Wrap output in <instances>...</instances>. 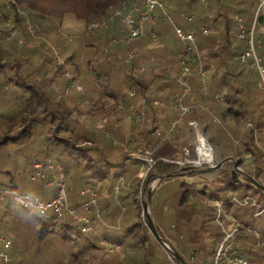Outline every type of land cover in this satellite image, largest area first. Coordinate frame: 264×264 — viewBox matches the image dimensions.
<instances>
[{
	"label": "trees",
	"instance_id": "16d2710c",
	"mask_svg": "<svg viewBox=\"0 0 264 264\" xmlns=\"http://www.w3.org/2000/svg\"><path fill=\"white\" fill-rule=\"evenodd\" d=\"M230 2H233L231 6ZM259 4L260 0H168L167 12L177 13L182 18L192 12L193 19L198 16L196 42L204 68L210 76L206 92L201 90V80L191 78L192 92L186 98L191 109L186 115L192 116L185 120V127L195 131L189 121L196 120L200 134L213 148L215 161L228 157L233 160L224 161L216 169L215 177L205 180L200 187L195 182H189L192 191L186 188L185 182H181V188L175 193L169 190L162 193L163 181L169 185L183 176L179 173L180 165L166 158L175 160L187 144L182 136L183 128H177V125L168 139L162 140L155 134L159 121L170 120L169 116L163 115L168 106L161 109L155 104L160 96H150L152 82L162 74L157 73L148 80L146 75H139L141 71L137 70L136 63L155 68L153 56L157 53V56H164L172 51L165 40L168 31L175 33L173 24L167 19H159L152 29L130 37L120 17H116L104 32L97 28L93 35L89 32L90 24L111 17L124 5L125 12L136 5L142 7V2L0 0V167L4 165L2 152L11 145L19 144L21 150L26 151L24 157L19 158L23 159L25 171L39 161L44 165L55 163L64 171V176L66 173L67 177L78 181L80 188H87L98 180L110 178L117 168H121V175L115 181L116 193L122 189L132 190L135 181L133 211L127 210L123 203L119 204L122 213L118 223L120 227L121 222L125 226L123 240L119 242H110L99 229L89 228L91 221L86 223L69 215L59 216L53 210L41 214L23 204L13 205V199L7 198L6 203L13 206V212L10 214L0 209L2 215H11L9 220L1 221L0 230L11 242L9 253L13 264H236L237 260L246 264H264V75L261 73V70L264 71V34L257 24L253 43L261 70L254 65L255 57L251 53L243 58L250 49L249 32ZM244 15L247 16V24L243 22ZM65 18L82 21L88 27L71 46L59 40L57 26ZM257 18L264 26V8L258 12ZM239 24H242L240 30ZM204 28L208 29L207 34L203 33ZM191 29L185 28L186 31ZM151 30L160 35L159 39H153ZM14 31L15 36L11 38ZM49 31L56 33L51 37L52 45L60 48L63 62L55 61L44 39L35 42V38L49 34ZM114 36L128 38V42L108 43ZM151 40L159 44L151 48ZM184 49L177 51L178 61L174 71L169 73V77L164 75L165 85H169L171 80L173 83L175 76L180 74L179 54ZM122 53H133L132 58L127 59L133 64L123 71L127 76L123 82H130L136 87L137 94L148 101V109L144 117L131 115L133 126L131 130L122 132L119 144L102 130L85 126L79 119L83 113L81 106L75 104L69 107L54 84L65 88L83 74L82 79L94 81L96 87L93 86L84 95L87 98L91 94L103 96L97 89V76L105 75L106 85L117 83V56ZM96 62L98 65L93 67ZM90 66L97 76L89 72ZM67 67L71 69L72 76L58 79L63 72H67ZM159 67L165 71V65ZM192 69L197 71L195 63ZM228 79L234 80L236 86L230 85ZM220 95L223 99L219 98ZM101 98L90 106L91 115L105 111V108L98 109L99 105L107 102L103 103ZM166 98L168 95L160 100L163 99L164 103ZM236 106L239 109L234 110ZM217 109H221L220 117L226 127L218 123L221 121L218 117L214 119ZM117 112L120 113L119 110ZM186 115L180 119L184 120ZM172 124L170 120L166 127ZM192 146H189L190 149ZM148 148L156 160L152 166L140 155H135ZM9 150L14 153V147ZM192 155L195 156L193 149ZM236 160H239V167L248 161L252 165L250 171L236 168ZM133 162L141 163L142 167H132ZM193 168L189 169L190 172L197 171ZM144 169L148 174L146 178H141L139 174ZM18 173H9L11 176L6 181L0 180V189L4 187L12 194L24 196L28 195L25 189L34 188L40 193L38 198L44 200L55 195L54 191L49 197L45 191V177L32 180L31 172L30 178L23 183V190L16 193L14 189H19L15 182ZM128 174L135 177L131 178ZM168 174L172 176L161 178ZM148 178H160L150 201L148 187L144 185ZM122 182L127 185H122ZM207 189L212 193L210 202L202 196ZM170 193L171 207H166ZM2 197L0 203L4 201ZM147 203L151 205L152 213L149 215L160 238L152 233L148 225ZM107 207L105 205L97 214L105 213L113 221L117 210L115 208L110 213ZM233 219L238 223H232ZM111 245L119 249L122 247L121 252L111 254ZM227 248L228 254L221 256V251ZM0 264L3 263L0 261Z\"/></svg>",
	"mask_w": 264,
	"mask_h": 264
},
{
	"label": "rangeland",
	"instance_id": "374dc122",
	"mask_svg": "<svg viewBox=\"0 0 264 264\" xmlns=\"http://www.w3.org/2000/svg\"><path fill=\"white\" fill-rule=\"evenodd\" d=\"M167 3H168V0H167ZM230 3H231L230 4V6H231L233 4V2H230ZM258 8H259V6H258ZM263 8H260L259 10L257 9L258 11H256V13L259 12L260 10H262ZM209 12L212 14L211 11H209ZM192 14H194V12L189 14V16ZM168 15H169L170 19L165 18V20L167 19L166 20L167 22L170 21L169 23H171V24H172V22H174L176 25L181 27L184 31H186L185 28L191 27L192 28L191 30L196 33L195 29L198 28L197 27L198 26V19H199L198 16L195 19H189L185 16H183V18H182L179 14L169 13V11H168ZM198 15H199V13H198ZM242 18H243V22L246 23L247 22V16L244 15ZM106 19H108V18H106ZM106 19H103V20H106ZM103 20H101V21H103ZM101 21L94 22V23L90 24L89 25V29H90L89 32L92 33L93 35H95V31H97V30L104 32L105 29H107V27L111 23L110 22L107 25V27L101 26V27H98V29H97L94 24L99 23ZM57 22L58 21H56L55 24H57ZM163 24H165V23H163ZM166 25H168V23H166ZM239 27H242V24L238 25V29H239ZM57 28L59 31V33L57 32L59 34V40L62 44H64V45L67 44L66 46H71L73 43H75L76 39L79 38L81 33H83L84 31H86L88 29V27H86L82 21H78L76 19L73 20L71 18H68V19L65 18L63 20V22H61L60 25L57 26ZM94 29H97V30H94ZM191 30H188V31H191ZM51 31H49L50 32L49 34H47V33L42 34L44 37L38 36L37 38H35V42L39 43L38 42L39 40L44 39L45 42L47 43V47L52 50V54L55 58V61L56 62H63V58L60 55V53H61L60 48L54 47L52 45V44H54V42H53V39L51 37L54 34L56 35V33L51 32ZM14 36H15V31L11 35V38ZM113 39L121 41V40H124V37L114 36L111 39H109L108 43L111 44V41ZM197 39H199L198 36H197ZM20 41H22V38L20 39ZM90 42H92V41H90ZM165 42L167 43V45L170 47V49L172 51L169 53H165L164 56L163 55L157 56L158 53L156 55H154L153 56V60H154L153 62L156 65L155 68H153L152 66L149 67V65H147V64L141 65L140 63H136V66H137V70H139V72L141 71L139 73V75H146V78L148 80L153 79L157 73L162 74V77H156L154 79V81L152 82V85H151L152 88L150 89V96L155 97L158 95L161 98L164 95L165 96L168 95V99L166 98V101L164 100L165 102L163 105H161V109H164L163 106H165V108H166V106H168L165 113L167 116H169V119L171 120V122L175 123V127L177 125V128H180V127H181V129L183 128L182 129L183 130L182 136L185 139V142L187 144V145H184L182 147L181 154H179L178 157L175 159V160L180 159V158L184 159V160H181L180 167L186 168V169L179 171V173H183V176L181 175V177L178 178V180H176V181L174 180V181L170 182L171 184H169V185H167V183H168L167 181H163L162 183H163L164 189H162V193H166V191H168V190L171 191L172 193H175V191H177L178 189L181 188V182H185L186 188L189 191H192L191 188L189 187L188 183L189 182H195L198 185V187H200L201 184L205 182V180L210 181L212 178L215 177V171H216V169H218V168H215V165L218 162L215 161V157H214V160L209 163L206 160H203L202 157L198 156L197 150H198V147L201 146L200 138L203 136L202 134H200V132L198 130V123H197V127L194 126L195 131L185 127V125H186L185 120L191 118L190 116H192V115H188V116L186 115L184 120L180 119L182 116V113H181L180 109H178L175 106V99L177 98V96L179 94V86L177 85V82H176V78L179 74L177 76H175V78H174L175 80L173 83H172V80L170 81L169 85L168 84L165 85L163 83V80L165 82V76L169 77V73L174 71V67H177V65L175 63L176 60L178 61V52L177 51L185 48V44L176 36L175 33H171L170 31H168V33L166 35ZM25 43H23V44H25ZM94 43H96V41H94ZM26 44H29V43H26ZM158 44H159L158 42H153L152 40L150 42L151 48L158 45ZM107 46H112V45L108 44ZM97 51L99 53L101 52L100 49H97ZM132 54L133 53H126L124 55V53H122L121 55L117 56V83L112 82L110 85H106L105 75L101 74V75L97 76V72H94L91 70L92 66H90V69L88 68L89 72L92 75L97 76V79L99 80L97 89L99 90V93H103V96H97L98 94H94V96H93V94H91V97L87 98L84 95L87 93V90H88V92H90L91 90H89V89H93L95 86H94V81H91V80L84 81V79H82L83 74H82L81 78L73 79L71 84L67 85V87L65 85V88H62V86L60 88L59 85L54 84V86H55L54 88L59 91L60 96H64L65 101L67 102L69 107H73L75 104H79L81 106L83 113L80 114L79 119L81 122L84 123L85 126L91 128V129L96 128L98 130H102L104 132V134H107L108 136L109 135L112 136L115 139V141L119 144L122 142V141L120 142L118 139V138L122 137V132L127 131V130L128 131L131 130L130 128L133 126V123L131 122L133 120V117L131 115H134L135 117H142V116L144 117V115L146 114V111H142L143 115H139L138 114L139 112L136 114L132 112V107H131L132 105L134 106L133 109H136V107H137V109L142 108L141 103H142V100L144 97L141 98V96H140L141 94H137L136 87L135 86L133 87L130 82H128V83L123 82V78L127 77L126 73L123 71H126L125 69L130 68L133 64V62H129V63L127 62V59L132 58ZM180 56L181 55L179 54V59H180ZM199 57H200V60L196 56L195 60L191 59L192 62H188V66L191 69V73L189 74V77H188L190 84H191V92H192V82H191L192 77H195L198 80H201L203 82L202 87H201L202 91L206 92L208 89V86H209L208 85V82L210 79L209 71L204 68V65H203L204 63H203V60L201 58V55H199ZM180 61H181V59H180ZM147 63H149V62H147ZM194 63H195V67L197 68V71L192 69V67L194 66ZM97 65H98V63L96 62L93 64V67L97 66ZM160 65H165V69H164L165 71L164 72L159 67ZM184 65H185L184 63L183 64L181 63L180 68L182 69V67ZM200 65H202V68L204 69V71H206V74H207L206 77H204L201 73H199L200 72ZM26 66L31 67V68L33 67V65H26ZM221 69L224 70L223 66L221 67ZM73 75H75V73ZM71 76H72L71 69L69 67H67V72H63V74H61L58 79H62L63 77L68 79ZM78 77H80V75ZM97 79L95 78V81ZM228 82L230 85L236 86V82L234 80L228 79ZM162 94H164V95H162ZM80 95L83 97L82 99H81ZM222 97H223V95H220L219 98L223 99ZM99 98H101V101L103 103L107 101L106 104H101V105H99V108H98V109L105 108V109H103L105 111L95 112V113H92V115H91L89 113L90 106H93V104L95 103L94 101L98 100ZM173 99H174V102H173ZM82 100H84V101H82ZM167 100H168L169 104L167 103ZM132 101H134V103H132ZM186 104L189 107V111H190L191 106L187 103V101H186ZM116 105H117V109L115 108ZM170 105H171V107H169ZM147 109H148V101H147L146 110ZM237 109H239V108H237V106H236L234 108V110H237ZM117 110H119L120 113L117 112ZM220 115H221V109L220 110L217 109L214 111L213 117H214V119H215V117H218L221 120V121H219L217 119V121H219L218 123H222L223 126L226 127V124L223 123L224 120L222 117H220ZM170 120L162 122L163 123V130L165 131L161 135L162 140L168 139L174 132L173 131L169 134L166 133L170 128V126H169V128L166 127V123H169ZM159 122H161V121H159ZM112 132H114V134H112ZM199 134H200V136H199ZM152 145L153 144L151 143L150 146H152ZM189 146H192L191 149ZM12 147H14V153L13 154L9 150V148H12ZM192 149L195 152V156L192 155ZM201 150H202V147L200 148V151ZM212 151H213V148H212ZM150 152H152V151H150L148 148V149H145L142 152V154L139 153V151H138V154L136 153L135 155H137V156L140 155L141 158H144L148 162L151 163L152 162V160H151L152 156H151ZM2 154H3L2 158L4 160V165L2 167H0V180L6 181L7 177L9 175L11 176V174H9V173H14L15 171H19V173L17 174V178H16L17 181H15V182H17L18 187H19V189L18 188L14 189L16 193H19V191L23 190L22 189L23 183H24L25 179L30 178V172L32 174L31 175L32 180L38 179V176L35 177V179H33V176L37 172L36 167L37 166L41 167V165H42L41 161L37 162V163H39L38 165H33L32 168L26 169V171H25L23 159L19 160V158H23L24 155L26 154V151L21 150L19 144L18 145L16 144L13 146L11 145L10 147L6 148L2 152ZM149 154H150V156H149ZM213 155H214V151H213ZM203 157L207 158L205 156H203ZM152 158L154 159V157H152ZM186 158H189L188 160H195V163H196V161H197V163L198 162L199 163L189 165L187 163L188 161H186ZM166 160L167 161H175V160H171V159H167V158H166ZM37 163H35V164H37ZM48 163L46 165L43 164L42 167L40 168V170L42 169V171L44 173V177L46 179L45 191L53 194L54 191L56 192V190H57V183L59 180L58 178H59L60 174H62L64 171L62 172L61 171L62 169H60L59 166H57V164H55V163L52 164L53 167L50 168L49 165L51 163L50 164H48ZM139 166L142 167V164L136 163V162H133V164H132V167H135L136 169H139ZM192 166H194L195 168H193V169L197 170V171L190 172L189 169ZM250 166L252 167L251 164H248V161H245L244 165H242L241 167L238 166V169L250 171L249 170ZM187 167H189V168H187ZM28 170H30V172ZM121 171H122L121 168L120 169L117 168L112 173L110 178L105 179V180L103 179L100 181L98 180L94 185L87 187V188H90L97 193V205H91L90 210L79 209L80 205H82L84 203V201L89 200V198H90L89 194L88 195H82L81 194L82 190L84 189L83 187H85V186L80 188L78 181L75 178L70 179L69 177H67L68 175L65 173V175H66L65 178L67 181L66 190H67V197L69 200V206L74 207V208H78L79 214H88L89 219L91 221L90 222L91 225L89 228L99 229V232L103 233L104 237L107 238V240H109L110 242L122 241L123 236H124V234H123L124 228H125V226L123 225L124 223L121 222L122 228L119 226V223H118L119 218L121 217L120 215L122 213L119 210V208H120L119 204L123 203L127 210H129L131 212L133 211V194H134L133 188H134L135 181L132 183V190L122 189V190H119L118 193H116L117 184L115 181H116V178H118L121 175ZM6 173H8V174H6ZM147 174L148 173L145 172V169H144V171L141 174H139V177L146 178ZM128 175L130 176V174H128ZM47 177H48V179H47ZM130 177L134 178L135 176L131 175ZM158 183H159V179L148 178L145 181L144 185H145V187H148L149 201L152 197V191L157 189ZM123 184L125 186L127 185L126 182L125 183L122 182V185ZM24 191H25V193H27L28 195H31L32 197L33 196L39 197L38 195L40 194L38 191L34 190V188H31V189L27 188ZM0 193H1L0 197L3 196L2 198H4V201H1L3 203H0L1 211L5 210V212L12 214L13 211L11 210V208H13V206H10L9 204H7L6 200H7V198L11 197L13 199L12 200L13 205H18L19 199H17V194H12V192H9L4 187H2V189H0ZM170 196H172L171 193H170L169 198L167 200L166 207L167 206L171 207L172 199L170 200ZM202 196L204 197L205 200L208 201L212 197L211 190L207 189L205 191V195H202ZM49 197H51V196H49ZM209 202H210V200H209ZM105 205H108L107 209L110 210V213H111V211L113 212V210L116 208L117 211L115 213V219L113 221H110L108 219V217L105 215V213H102L100 215L97 214V212L104 209ZM80 208H82V207H80ZM145 211H146V213L151 215L152 209H151L150 204H148V203L145 204ZM10 216L11 215L7 216V214L4 216L0 213V223H1V221L9 220ZM232 223H238V220L233 219ZM228 236H230V234ZM1 237H7V236L4 235L2 233V231L0 230V251L4 250V251L8 252V254L10 255L9 249L11 247L6 248ZM121 248L119 249V248H117V246H113V247L109 246L110 253L113 255H118L121 252ZM227 250H229V248L223 249L221 251L220 255L225 257L226 256L225 253H227ZM219 258H220V256H219Z\"/></svg>",
	"mask_w": 264,
	"mask_h": 264
},
{
	"label": "built area",
	"instance_id": "2783aa9c",
	"mask_svg": "<svg viewBox=\"0 0 264 264\" xmlns=\"http://www.w3.org/2000/svg\"><path fill=\"white\" fill-rule=\"evenodd\" d=\"M140 2H142V7L139 5H136L132 10H129L127 12H125V5L122 8H119L115 11V13L109 17L106 20H103L99 23H95V27H101V26H107L112 20H114L116 17H120L121 22L123 23L128 35L130 37H135L140 35L141 33H143L144 31V25L145 23H149L152 25L157 24L158 19H165V18H169L168 12L166 10V4H167V0H139ZM264 7V0H260V4H259V8H263ZM257 10V11H258ZM159 13L160 16H159ZM194 14H192L191 16H188L187 18L189 19H193ZM258 12L255 15V19H254V23L252 26V29L250 30L249 34H250V49L249 52H246L243 55V58H245L246 56H248L250 53L251 55H253L255 57V63L254 65L259 67L261 70V66H260V60L259 58H257L256 54H255V48H254V43H253V33H254V27L257 24L259 31H261L264 34V26L262 24H260V22L258 21ZM174 30H175V34L176 36L185 44V49L184 51L180 54V59H181V63L185 64L182 67V70L180 72V74L177 76L176 78V82L177 85L180 88V92L179 95L177 96V98L175 99V106L180 109L182 116H185L188 112H189V107L186 104V98L187 96L190 95L191 93V84L189 81V74L191 73V69L188 66V62H192V60L197 58L200 60V52L198 49V45L196 42V34L194 31H184L181 27H179L178 25H176L174 22H172ZM240 29H242V27H240ZM243 31V30H242ZM203 33L207 34L208 33V29L204 28L203 29ZM152 37L153 39H159V35L156 32L152 33ZM125 42H128V38L124 39ZM119 41L116 39H113L111 41L112 45H116L118 44ZM204 77H206V71H204V69L202 68V65H200V72ZM262 75H264V71L261 70ZM155 104L156 105H161L162 103L157 99L155 100ZM142 108L139 111H137L136 109H133L134 106L132 105V112L133 113H138L139 115H143L142 111H146L147 108V101L145 100V98L142 100ZM189 124L197 127V122L195 120H190ZM175 127V123L172 124V126L170 127V129L166 132L167 134L171 133L173 131ZM165 131L163 130V123L162 122H158L156 128H155V133L159 136H161ZM200 144L201 146L198 147L197 150V154L199 157H202L203 160H206L207 162H211L209 161V159L204 158L201 154H200V148L202 147V140L200 139ZM207 144V143H206ZM208 146L210 147V152L211 154H213L212 151V147L210 144H208ZM188 155V154H187ZM150 156V154H149ZM189 158H186V161H188L187 163L189 165L191 164H196L195 160H188ZM212 159V158H211ZM146 160V159H145ZM152 162H147L150 164V166H152L156 160H154L151 157ZM181 160H184L183 158L177 159L175 160L176 163H178L179 165H181ZM197 162V161H196ZM199 163V162H198ZM34 164V165H38ZM42 164V163H41ZM40 164V165H41ZM50 164V163H49ZM39 165V166H40ZM43 165V164H42ZM41 165V167H42ZM41 167H36L37 172L36 174L33 176V179H35V177H44V173L42 171V169L40 170ZM50 168L53 167L52 163L49 165ZM58 183H57V190L55 195L50 198L49 200H44L41 198H32L29 195H24V196H20L17 195V199H19V204H23V206L27 207V208H31L36 212H39L41 214H45L46 212L53 210L55 211L59 216H64L69 215L71 218L73 219H77L80 221H84L86 223L90 222L89 216L88 214H79L78 212V208H74V207H70L69 203H68V197H67V186H66V180H65V176L64 174H60L59 178H58ZM118 190V188L116 187V191ZM83 195H90L89 200L84 201V203L82 205H80L79 209H86V210H90V206L91 205H97V193L95 191H93L90 188L84 189L82 191ZM217 204L220 206V203L217 201ZM2 241L5 244L6 248H9L11 242L9 239H7L6 237H1ZM111 247H113L111 245ZM218 259H220L218 257ZM0 261L3 264H12L11 261V257L8 254V252L1 250L0 251ZM236 264H246V262L241 261V260H237Z\"/></svg>",
	"mask_w": 264,
	"mask_h": 264
},
{
	"label": "water",
	"instance_id": "95a60500",
	"mask_svg": "<svg viewBox=\"0 0 264 264\" xmlns=\"http://www.w3.org/2000/svg\"><path fill=\"white\" fill-rule=\"evenodd\" d=\"M199 136H200V134H199ZM201 138L205 141V143L209 144L208 140H207L205 137L202 136ZM201 138H200V139H201ZM213 160H214V155L212 154V160H211V162H212ZM227 160H233V158H232V157H228V158H226L225 160H222V161L218 162V163L215 165V168H219V167H221L222 164L224 163V161H227ZM238 165H239V160H236V161H235V167L238 168ZM195 166H196V165H195ZM192 167H194V166H192ZM192 167H190V168H192ZM187 168H189V167H187ZM184 169H186V168H181V171L184 170ZM171 176H172V174H168V175H166V176H164V177H161V178H162V179H165V178H168V177H171ZM159 179H160V178H159ZM148 215H149V214H148ZM148 225H149V227H150L152 233H153L157 238H160V236H159V234H158V232H157L156 226H155V224H154V221H153V219L151 218L150 215L148 216ZM175 256L178 258V260H180V257L177 256V254H175Z\"/></svg>",
	"mask_w": 264,
	"mask_h": 264
},
{
	"label": "crops",
	"instance_id": "0c3cea01",
	"mask_svg": "<svg viewBox=\"0 0 264 264\" xmlns=\"http://www.w3.org/2000/svg\"><path fill=\"white\" fill-rule=\"evenodd\" d=\"M160 14H161V13H159V16H160ZM159 19H160V18H159ZM159 19H158V20H159ZM160 20H163V21H164L165 19H160ZM153 26H154V25H152V24L145 23V25H144V31H143V33H144V32H146V31L148 30V28H151V29H152V28H153ZM151 31H152V30H151ZM153 32H156V31H152V32H151V36H152V33H153ZM156 33H157V32H156ZM157 34H158V33H157ZM158 35H159V34H158ZM159 37H160V35H159ZM162 95H164V94H162ZM162 97H165V95H164V96H162ZM141 98H142V97H141ZM158 100H159V101L162 103L161 105H163V104H164V103H163V101H162L163 99H162V100H160V99L158 98ZM161 105H158V106H160V107H161ZM136 110L140 112L141 108H140V109H137V107H136ZM165 112H166V110H164V111H163V115H164V116L166 115V113H165ZM47 193H48V192H47ZM48 194H49V196H52V193H48ZM86 195H87V194H86Z\"/></svg>",
	"mask_w": 264,
	"mask_h": 264
},
{
	"label": "bare ground",
	"instance_id": "6f19581e",
	"mask_svg": "<svg viewBox=\"0 0 264 264\" xmlns=\"http://www.w3.org/2000/svg\"><path fill=\"white\" fill-rule=\"evenodd\" d=\"M201 140H202V150L200 151V154L207 157L211 161L212 154L210 152V147L208 146V144L205 143V141L202 138Z\"/></svg>",
	"mask_w": 264,
	"mask_h": 264
}]
</instances>
